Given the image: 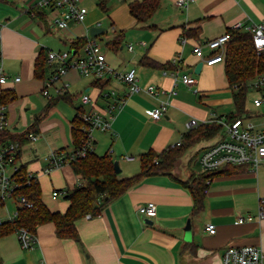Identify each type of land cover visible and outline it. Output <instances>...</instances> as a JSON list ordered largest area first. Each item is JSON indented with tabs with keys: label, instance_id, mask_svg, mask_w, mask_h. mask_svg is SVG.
Segmentation results:
<instances>
[{
	"label": "crops",
	"instance_id": "0c3cea01",
	"mask_svg": "<svg viewBox=\"0 0 264 264\" xmlns=\"http://www.w3.org/2000/svg\"><path fill=\"white\" fill-rule=\"evenodd\" d=\"M39 1L0 0V75L8 78L3 88L16 93L15 100L6 106L7 133L12 138H24L20 164L38 177L46 206L61 213L70 206L65 195L62 202L50 203L48 197L57 199L54 191L66 192L82 180L70 165L45 173L46 159L53 151L74 150L72 122L78 114L93 110L82 103V95L92 97L95 109H105L111 101L106 96L110 90L124 97L129 88L117 80L97 81L72 70L49 87L50 96H44L46 80L58 64L46 60L42 75L37 77L35 72L38 63L54 51L51 36H59L73 54L83 55V47L76 49L73 43L93 38L90 30L94 26L105 29L94 37L103 41L101 36L108 31L106 21L113 33L103 47L108 65L123 73L136 70L140 91L128 95L111 131L93 132L96 154H109L118 161L119 178L125 179L142 173L143 154L175 147L191 130L214 120H227L235 112L226 62L206 66L194 54V47L225 34L236 23L264 19V0H194L187 9L178 8L176 0H160L156 13L145 23H138L130 13L131 3L144 0H91L92 6L86 4L89 14L84 23L60 29L47 9L37 7ZM204 50L209 54L207 48ZM146 57L152 65L143 62ZM200 62L204 65L196 74ZM182 74H189L196 84L187 86L176 81L175 76ZM62 85L68 86V92L58 94L55 88ZM150 86L160 88L162 93L158 97L150 95ZM218 92L222 96L231 94L225 99L233 104L234 111L218 115ZM163 102L169 103L166 114L160 120L152 119L150 111ZM192 120H197L198 126L191 128ZM28 133L37 135L38 140H31ZM221 138L203 139L188 147L173 176H141L126 193L110 201L101 215L80 219L76 223L80 242L58 238L54 224L38 228L33 250L22 249L17 233L0 236V264H223L222 254L229 246L264 250V219L239 223L240 217L258 215L259 202L264 198V162L256 171L244 168L237 174L209 179L203 208L197 212L191 192L182 183L203 174L199 158ZM194 163L199 169L195 170ZM149 202L157 204V216L152 219L139 214L140 206ZM14 212L0 209V220L6 221ZM188 222L192 228L190 240H186ZM209 225L216 226L215 234L207 231Z\"/></svg>",
	"mask_w": 264,
	"mask_h": 264
},
{
	"label": "built area",
	"instance_id": "2783aa9c",
	"mask_svg": "<svg viewBox=\"0 0 264 264\" xmlns=\"http://www.w3.org/2000/svg\"><path fill=\"white\" fill-rule=\"evenodd\" d=\"M86 0H40L37 4L39 9H47L53 16V23L60 29H66L71 23L82 24L86 21L89 9L84 4ZM118 2H126L128 0H117ZM194 0H176V5L180 9H187L190 2ZM233 31H246L253 37L254 46L257 56L264 63V19L259 23H236L232 26ZM232 32L206 41L203 45L194 47V54L200 58L206 66H214L225 62V53L227 46L232 40ZM86 44L83 47V55L80 53L73 54L72 51L54 52L49 51L47 60L58 64L57 70L46 80V89L44 96L49 95V87L58 83L63 76L70 71L76 70L84 78H90L97 81L117 80L124 83L129 88V96L140 91L138 86V78L136 70L132 69L129 72L123 73L115 70L107 63L106 55L103 51L102 44L94 38H86ZM185 42V40H182ZM204 48L208 49L209 54H206ZM133 49L132 46L129 47ZM178 64L177 59L173 61ZM176 81H181L187 86L196 84V80L189 74L175 76ZM16 81H20L17 78ZM8 78L0 75V83L5 84ZM248 90L257 91L258 96L253 100L255 109H261L264 106V72L258 74L246 86ZM238 89L237 85L233 87ZM58 94L68 92V86L62 85L55 88ZM147 92L158 97L162 90L156 86H150ZM127 96L120 97L115 89L110 90L106 95L111 101L105 109H95L96 106L92 97L84 94L81 101L84 105H91L93 110L84 112L81 117L80 129L83 133L81 147L71 152L53 151L46 159L48 167L45 173H51L56 169L70 165L71 162L78 158H84L94 151L93 132L101 131L108 132L112 130V123L116 114L123 109ZM168 102H163L161 105L150 111V115L154 120H160L164 117L168 109ZM224 126L223 138L215 144L206 148L200 158L199 164L204 173H218L225 170L227 167H244L252 171H256L264 162V128L257 130L252 123H248L245 117L237 118L227 122L224 119L218 120ZM191 128L198 126L197 120H192L189 124ZM9 127V121L6 112V106L0 107V133L4 132ZM31 140H38L35 134H29ZM20 143L7 142L0 144V209L7 207L9 202L16 205L15 212L6 221H15L18 216V207L31 208L33 205L28 203L25 197L15 199V191L20 187L18 182V174L21 170L18 154L20 152ZM133 157H127V160H134ZM29 180L38 179L36 175L30 174L27 176ZM209 184V181L207 182ZM65 195V192L54 191L53 196L58 198ZM139 214L144 218H155L157 216V204L149 202L140 206ZM88 218L91 215L87 216ZM264 219V198L259 202L258 215L249 214L246 217H240L239 223L251 222L255 219ZM5 221L0 220V224ZM207 231L210 234L216 233V226L209 225ZM20 245L24 250H33L38 242V237L27 228H22L18 232ZM223 264H264V250L257 246H229L222 254Z\"/></svg>",
	"mask_w": 264,
	"mask_h": 264
},
{
	"label": "trees",
	"instance_id": "16d2710c",
	"mask_svg": "<svg viewBox=\"0 0 264 264\" xmlns=\"http://www.w3.org/2000/svg\"><path fill=\"white\" fill-rule=\"evenodd\" d=\"M160 5V0H144L130 4V13L138 23H145L156 13ZM41 10V9H40ZM232 40L227 46L225 54L226 75L233 89V101L235 112L227 116V122L243 117L246 113L245 104L247 96V85L258 74L264 72L263 60L257 56L254 46L253 37L246 31H233ZM86 39H78L73 43L76 49L84 47ZM47 57H44L37 65L36 76L40 77L43 72V65ZM146 65H152L149 58H144ZM238 89H234L236 86ZM16 98L14 90L3 88L0 83V107L7 106ZM83 114V113H82ZM82 114H78L72 122L73 149L81 147L83 133L80 129ZM224 126L217 120L211 124L202 125L199 128L191 130L184 135L181 144L169 148L161 153L150 150L142 155V173L132 178L120 179L115 171L114 159L109 155L99 156L95 151L84 158H78L71 162L70 166L73 172L80 176L82 184L69 188L65 192V198L69 201L70 206L65 213L52 212L44 203L42 188L38 179L29 180L27 176L30 173L27 166L22 165L18 176L20 187L15 191V199L25 197L28 203L32 204L31 208L18 207V216L15 221H5L0 224V236L10 233H17L22 228L29 229L37 236L39 227L46 224H54L56 236L60 239H71L80 242V235L76 223L91 215H101L106 205L126 193L141 176L155 175H172L173 170L177 167L178 162L185 150L193 144L215 136L223 138ZM30 134V133H28ZM24 138L18 136L12 138L8 135L7 130L0 133V144L7 142L22 143ZM61 152V151H58ZM18 154V161H20ZM245 170L244 167L230 166L218 173H204L193 175L189 180L182 182L191 192L197 212L203 208L204 196L207 192L209 179L218 175H233Z\"/></svg>",
	"mask_w": 264,
	"mask_h": 264
},
{
	"label": "rangeland",
	"instance_id": "374dc122",
	"mask_svg": "<svg viewBox=\"0 0 264 264\" xmlns=\"http://www.w3.org/2000/svg\"><path fill=\"white\" fill-rule=\"evenodd\" d=\"M127 2H130V1L128 0V1H126V3ZM86 4L92 6L93 2H91V0H86L85 5ZM104 27L107 28L108 31L104 35L101 36V39H103V41H101V42L99 41L102 44V47L105 46L104 44H106L111 39V37L113 35L112 31L109 29L108 22H106V21L104 22ZM51 37H52L51 41L53 43L52 48H54V51H59V50L67 51L69 49V46L64 45L63 41L61 40V38H59V36H56V38H54L53 36H51ZM256 96H258L257 91L248 90L247 96H246V104H245L246 113L243 114V117L246 118V121L248 123H252L256 127L257 130H261L264 128V106L261 109H255L254 108L253 100ZM225 97L230 99L231 94L227 93V94H225V96H222L221 92L216 93V98H217L216 100L219 103V104H216V106L220 107V109L218 110L217 107H215V109L217 110L216 112L218 113L219 116L220 115L224 116V115H227V114L231 113L232 111H234L233 104L229 101H226ZM41 98H45V97L43 96ZM193 167L195 168V170L199 169V166L196 165V163H194ZM48 198H50L48 200L50 203L55 202L54 200H57L58 202L64 201L63 196H60L57 199H52L51 197H48ZM51 206L54 207L53 205H51ZM8 208L15 211L16 205L12 202H9L7 207L2 208V209L8 210Z\"/></svg>",
	"mask_w": 264,
	"mask_h": 264
},
{
	"label": "water",
	"instance_id": "95a60500",
	"mask_svg": "<svg viewBox=\"0 0 264 264\" xmlns=\"http://www.w3.org/2000/svg\"><path fill=\"white\" fill-rule=\"evenodd\" d=\"M105 31L104 28L102 27H92L91 30H90V36L91 37H98L100 36L103 32ZM203 62H200L196 68V74H200L201 71H202V68H203ZM114 166H115V171L117 174H120L121 173V168L119 166V162L118 161H115L114 163ZM150 223H153V221L151 220ZM191 231H192V228H191V223L188 222V225L186 227V240H190L191 239Z\"/></svg>",
	"mask_w": 264,
	"mask_h": 264
}]
</instances>
